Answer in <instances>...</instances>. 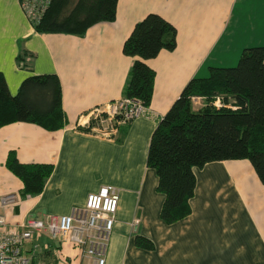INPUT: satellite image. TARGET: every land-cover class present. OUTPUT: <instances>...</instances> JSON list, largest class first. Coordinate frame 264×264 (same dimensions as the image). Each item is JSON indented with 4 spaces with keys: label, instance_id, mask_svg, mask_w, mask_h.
<instances>
[{
    "label": "crops",
    "instance_id": "obj_1",
    "mask_svg": "<svg viewBox=\"0 0 264 264\" xmlns=\"http://www.w3.org/2000/svg\"><path fill=\"white\" fill-rule=\"evenodd\" d=\"M147 13L174 27L175 46L145 61L154 71L146 111L110 137L76 127L79 114L122 97L133 59L122 53V42ZM232 14L231 33L224 36L223 20L228 22ZM245 24L256 32L237 29ZM263 24L264 0H116L114 18L90 25L81 35L38 33L19 0H0V73L9 92L27 75L53 73L65 118L52 131L28 122L0 127V195L18 193L21 187L4 167L8 151L20 162L52 164L40 193L6 209V221L68 213L73 205H83L88 193L112 185L118 202L104 264H264V184L248 160L210 161L192 168L190 211L171 224L158 218L163 196L155 191V174L145 165L150 134L185 83L226 59L233 62L248 45L264 46ZM21 50L30 53L25 67L15 59ZM201 104L199 97L192 98L194 110ZM136 234L148 238L153 249L134 246ZM31 242L40 248L35 258L81 263L75 247L50 242L46 256L41 248L48 243L46 236Z\"/></svg>",
    "mask_w": 264,
    "mask_h": 264
},
{
    "label": "trees",
    "instance_id": "obj_2",
    "mask_svg": "<svg viewBox=\"0 0 264 264\" xmlns=\"http://www.w3.org/2000/svg\"><path fill=\"white\" fill-rule=\"evenodd\" d=\"M115 6L116 0H50L32 27L38 33L81 35L96 22L112 20ZM174 46V27L158 14L147 13L136 21L121 46L122 53L133 58L122 96L147 106L154 71L145 61ZM29 57L21 50L16 63L25 67ZM194 97L202 102L195 110ZM216 99L219 106L213 104ZM13 122L32 123L48 131L64 125L55 74L27 75L11 94L0 73V127ZM229 159L248 160L264 184V46L244 47L234 66L209 67L207 76L189 79L152 130L145 165L153 170L154 189L163 196L158 218L171 224L187 216L194 189L192 168ZM4 167L20 181V197L40 193L52 172L51 163L20 162L12 150L5 156ZM50 242L55 243L48 241V246ZM133 244L153 249L142 235L136 234ZM48 248L42 251L46 256ZM41 259L54 264L52 256Z\"/></svg>",
    "mask_w": 264,
    "mask_h": 264
},
{
    "label": "built area",
    "instance_id": "obj_3",
    "mask_svg": "<svg viewBox=\"0 0 264 264\" xmlns=\"http://www.w3.org/2000/svg\"><path fill=\"white\" fill-rule=\"evenodd\" d=\"M50 0H19L20 8L33 25L37 23ZM213 104L219 106L216 99ZM147 109L140 100L122 96L94 106L79 114L76 127L110 137L119 126L140 116ZM30 196L8 192L0 195V264H48L35 258L38 245L33 237L44 235L58 245L66 243L79 251L80 264H104L106 249L117 208L118 193L112 185H101L86 195L83 205H73L65 214H46L43 218L26 217L8 223L4 212ZM137 219L132 220L135 224ZM29 243V247L25 245ZM41 248L47 249L48 243ZM57 264H69L60 260Z\"/></svg>",
    "mask_w": 264,
    "mask_h": 264
},
{
    "label": "rangeland",
    "instance_id": "obj_4",
    "mask_svg": "<svg viewBox=\"0 0 264 264\" xmlns=\"http://www.w3.org/2000/svg\"><path fill=\"white\" fill-rule=\"evenodd\" d=\"M235 9V8H234ZM223 22L225 23V32H224V36H227V35H229V33H231V30H232V25H233V14L231 15V17H230V19H229V21L227 22V19L226 18H224V20H223ZM236 24H238V23H236ZM248 24V23H247ZM247 24H245V26H243L242 27V25H239V27L237 28L238 30L239 29H242V28H247V29H249L250 31H252V32H256L255 31V28L254 27H250V26H247ZM249 25V24H248ZM237 26V25H236ZM252 26H253V24H252ZM262 27H264V24L262 25ZM237 29H236V27H235V33L237 32ZM240 32V31H239ZM245 32V30H242V32H240V34H245L244 33ZM244 36H246V35H244ZM247 38H251V37H247ZM249 46H261V45H248V47ZM239 54H240V51L238 52V54L236 55V57H235V59H234V61L232 62V60L231 61H229V60H227L226 59V61H222V64H220V65H216V66H213V67H231V66H234L235 64H236V62H237V59H238V57H239ZM215 56H214V54L212 53V55H210L209 56V59H211L210 61L211 62H213V58H214ZM214 62H216V60L214 61ZM208 75V71L205 73V75H203V76H200V75H197V77H205V76H207ZM64 244H66V243H64Z\"/></svg>",
    "mask_w": 264,
    "mask_h": 264
}]
</instances>
